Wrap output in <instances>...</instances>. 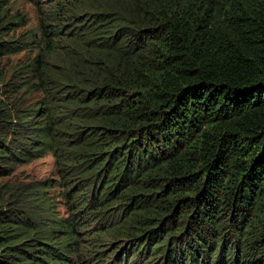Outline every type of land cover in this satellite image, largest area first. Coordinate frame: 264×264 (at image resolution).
<instances>
[{
    "label": "trees",
    "instance_id": "16d2710c",
    "mask_svg": "<svg viewBox=\"0 0 264 264\" xmlns=\"http://www.w3.org/2000/svg\"><path fill=\"white\" fill-rule=\"evenodd\" d=\"M47 3L0 0V178L55 171L0 192V264H264V0Z\"/></svg>",
    "mask_w": 264,
    "mask_h": 264
},
{
    "label": "rangeland",
    "instance_id": "374dc122",
    "mask_svg": "<svg viewBox=\"0 0 264 264\" xmlns=\"http://www.w3.org/2000/svg\"><path fill=\"white\" fill-rule=\"evenodd\" d=\"M44 0H35L31 2V0H8V8L12 12H19L26 16L28 24L26 29H37L38 22L40 17V7L47 6V0L42 3ZM41 9V8H40ZM19 32V31H18ZM25 53H19L15 55L6 56L0 59V76L6 74L9 75L11 69L14 65L20 63L25 59ZM36 95L30 97L26 101V104L33 101ZM54 163L53 159L50 155H46L43 158L34 160L27 164H22L17 166L14 169V172L9 177H1L0 178V192H4L12 187H17L19 185H25L27 183H35L42 184L49 179L54 178ZM57 191V188L55 189ZM48 196L52 197V205L54 211L58 214L59 217H65L66 212L65 208L62 204L56 203L55 201H59L56 195H54V190H48L46 192ZM54 195V196H53ZM88 242V241H87ZM86 243V242H85ZM95 257L84 262L83 264H93L95 262Z\"/></svg>",
    "mask_w": 264,
    "mask_h": 264
}]
</instances>
